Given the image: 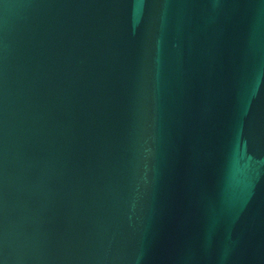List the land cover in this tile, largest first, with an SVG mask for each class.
Returning <instances> with one entry per match:
<instances>
[{"label":"water","instance_id":"obj_1","mask_svg":"<svg viewBox=\"0 0 264 264\" xmlns=\"http://www.w3.org/2000/svg\"><path fill=\"white\" fill-rule=\"evenodd\" d=\"M0 264H264V0H0Z\"/></svg>","mask_w":264,"mask_h":264}]
</instances>
